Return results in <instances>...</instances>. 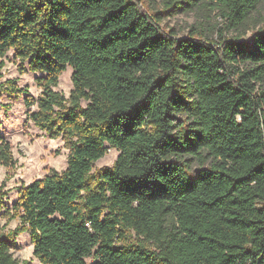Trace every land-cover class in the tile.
<instances>
[{
    "label": "trees",
    "instance_id": "obj_1",
    "mask_svg": "<svg viewBox=\"0 0 264 264\" xmlns=\"http://www.w3.org/2000/svg\"><path fill=\"white\" fill-rule=\"evenodd\" d=\"M261 1L201 0L227 21L214 42L163 31L137 0H0V58L40 73L27 118L69 148L9 208L0 191L19 220L0 231V264H29L10 250L18 231L41 264H264V30L224 36ZM108 147L114 163L95 170Z\"/></svg>",
    "mask_w": 264,
    "mask_h": 264
},
{
    "label": "rangeland",
    "instance_id": "obj_2",
    "mask_svg": "<svg viewBox=\"0 0 264 264\" xmlns=\"http://www.w3.org/2000/svg\"><path fill=\"white\" fill-rule=\"evenodd\" d=\"M143 9L158 20V24L165 32L177 37L190 35L191 30L208 33L212 40H219V33L224 29L227 21L221 16L219 9L212 4L201 3V0H137ZM185 2H197V5H185ZM159 18H157L156 14ZM156 16V17H155ZM264 30V0L249 13L245 23L237 29L224 32L226 38H235L250 42V36L256 30ZM200 34V33H199ZM214 41V42H215ZM251 43V42H250ZM26 62L16 58L12 49L0 58V136L10 144L12 164L5 166L0 162V191L5 192L2 200L4 208H9L17 198L20 185L43 177L51 170L61 171L66 167L69 148L61 137L52 138L45 131L39 129L27 118L23 95L29 93L38 96L41 92L35 77L39 72L22 70ZM73 69L68 66L59 76L55 90L65 97L73 87ZM14 80L15 86L25 88L24 93L5 91L10 85L7 81ZM34 107L32 106L31 109ZM119 151L115 147H108L105 154L94 162V169L111 166ZM188 157L182 158V160ZM189 171L194 174L200 167L196 159H190ZM0 211V231L8 234L19 223L18 218L7 220ZM11 252L20 263L41 264L33 254V247L27 232L18 231L11 237Z\"/></svg>",
    "mask_w": 264,
    "mask_h": 264
}]
</instances>
